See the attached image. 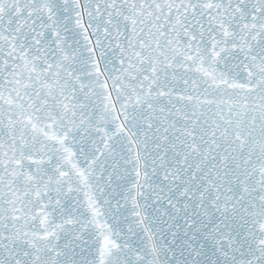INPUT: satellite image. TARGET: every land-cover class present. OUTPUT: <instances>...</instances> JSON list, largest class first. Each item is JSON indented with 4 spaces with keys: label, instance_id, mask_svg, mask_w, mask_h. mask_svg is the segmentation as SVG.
<instances>
[{
    "label": "snow or ice",
    "instance_id": "snow-or-ice-1",
    "mask_svg": "<svg viewBox=\"0 0 264 264\" xmlns=\"http://www.w3.org/2000/svg\"><path fill=\"white\" fill-rule=\"evenodd\" d=\"M0 264H264V0H0Z\"/></svg>",
    "mask_w": 264,
    "mask_h": 264
}]
</instances>
